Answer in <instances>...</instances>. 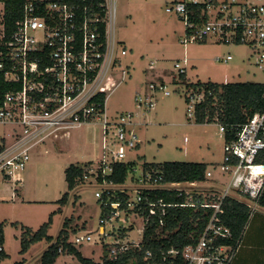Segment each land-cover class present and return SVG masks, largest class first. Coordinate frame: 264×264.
Wrapping results in <instances>:
<instances>
[{
	"label": "built area",
	"instance_id": "2783aa9c",
	"mask_svg": "<svg viewBox=\"0 0 264 264\" xmlns=\"http://www.w3.org/2000/svg\"><path fill=\"white\" fill-rule=\"evenodd\" d=\"M112 1L114 5L110 8L107 0L101 4L104 7L101 15L100 11L93 10L90 0H28L13 31H8L3 22V4L0 3V80L2 78L7 86L0 94V122L12 127L8 137L0 142V175L4 180L14 185L21 184L32 149L94 120L101 122L102 136L98 148L92 149L97 153L94 160L98 164L94 167L92 160L88 172L96 179L101 174L104 177L101 184L109 183L105 176L112 172V163L128 162V152L142 141L131 111L121 113L114 120H109L106 112L108 93L120 82L113 75L116 63L121 62L115 54L120 42L115 35L110 37L109 27L115 26V0ZM190 3H207L208 19L203 23L191 21ZM166 10L179 14L185 22L186 31L180 38L182 44L205 42L210 36H214L217 42L246 44L251 50L249 59L264 74V0H175ZM101 22L106 24L104 51V43L99 40ZM121 54L125 55L126 50L122 49ZM232 59L231 54L217 58L221 62ZM187 63V57L183 62L175 63L177 74L186 73ZM151 67H154L153 61ZM150 88L164 90L166 85L151 83ZM99 93L106 94L102 106L94 101ZM164 93L170 94L168 90ZM144 96H136L137 105L145 102L149 107L153 106L154 94L145 93ZM203 98V93L190 92L191 115L195 104ZM220 130L224 134L225 126L220 124ZM262 150L264 108L240 126L234 137L224 141L221 170L228 173L230 179L220 194L206 198L176 187L178 194L186 192V200L184 203H168L163 198H154L152 192L179 182L162 183L163 172L160 169L141 167L135 177L133 195L126 188H105L95 192L101 202L100 207L107 208L105 213L101 212L98 238L93 232L77 233L72 242L82 245L99 241L109 258L119 259L130 250L141 249L147 225L154 218L163 225L169 206H201L212 208L213 212L198 239L186 245L181 253L171 250V262L148 264H183L176 260L178 254H181L184 264H232L242 237L235 238L232 229L222 221L224 204L232 196V191H239L250 199L249 207L257 205L264 192V162L256 160ZM137 167H134V173ZM207 175L211 176V171ZM85 177L88 178L87 175ZM115 192L128 194V198L124 202L110 201L111 194ZM130 217L142 218L139 241L128 239L135 220L127 226L123 224ZM117 222L121 224L116 225ZM130 226L133 228L129 229ZM124 228L127 230L121 235ZM109 237L110 240L107 239ZM3 248L0 245V250ZM152 256L149 250L145 258Z\"/></svg>",
	"mask_w": 264,
	"mask_h": 264
},
{
	"label": "rangeland",
	"instance_id": "374dc122",
	"mask_svg": "<svg viewBox=\"0 0 264 264\" xmlns=\"http://www.w3.org/2000/svg\"><path fill=\"white\" fill-rule=\"evenodd\" d=\"M111 1L107 0L109 8L114 5ZM174 1L115 0V26L109 27V30L110 37L115 35L120 42L115 54L121 63H116L113 70L114 77L120 82L108 93L106 112L109 120L117 119L126 111L134 114L136 131L142 141L138 145L140 148L137 146L128 152V160L136 161L137 164L175 160L208 162L213 172L208 180L182 182L169 187H181L193 193L204 192L206 198H209L212 194H220L230 179V175L221 170L224 134L218 123H197L194 120L189 112L190 101L186 98L191 91H187L183 84L173 82L178 73L175 63L183 62V58L187 57L188 77L191 81L264 82V74L249 59L251 50L246 44L217 42L214 36L205 42L182 44L180 38L186 31L185 22L179 14L166 10ZM122 49L126 50L125 55L121 54ZM228 54L233 56L229 62L217 60L219 56ZM152 61L154 67L150 68ZM151 83L165 84L164 90L170 94H165L163 89L152 90ZM145 93L154 94L153 106L149 107L145 102L141 106L137 105L136 96L139 94L145 97ZM101 127V122L94 120L72 128L69 134L61 136L57 141L49 139L32 149L21 184L24 202L6 203L0 200V223L4 222V245L8 253L7 257L0 259V264H40L43 252L59 238L63 230L68 232V241H72L77 233L93 232L95 238H98L102 209L95 192L105 188H126L131 195L134 194L135 177L141 170L139 165L135 173L132 171L128 175L125 184H101L96 176H89L84 183L68 190L65 168L71 163L96 160L97 153H93L92 149L98 148L97 145L101 143ZM11 131L10 125L0 122V142ZM95 160L94 167L98 164ZM8 187L15 188L14 184L7 179L3 180L0 175L1 195L10 193ZM67 191L70 192L69 200L62 205L58 200ZM231 193L249 200L239 191ZM50 215H53V222L49 233L53 240L37 241L26 253H22L23 227L37 230L49 221ZM131 220H135V227L128 239L139 241L142 218L130 217L123 225H129ZM14 222L18 224L17 227L12 225ZM107 239L110 240V237ZM102 245L98 241L76 246L85 257L100 262L104 253ZM54 264L83 263L74 255L63 253Z\"/></svg>",
	"mask_w": 264,
	"mask_h": 264
},
{
	"label": "trees",
	"instance_id": "16d2710c",
	"mask_svg": "<svg viewBox=\"0 0 264 264\" xmlns=\"http://www.w3.org/2000/svg\"><path fill=\"white\" fill-rule=\"evenodd\" d=\"M28 0H0L3 4V22L8 31H13L16 22L22 18L24 6ZM50 0H45L48 2ZM92 1L93 10H98L101 15L104 14V7L101 4L106 0H90ZM207 3H197L188 5L190 12V20L198 23H203L208 19L206 12ZM182 18V16H180ZM183 19V18H182ZM99 40L104 43L102 50L106 49V24H100ZM183 84L187 91L192 93H203L204 98L195 104L193 117L197 123H218L225 126L224 139L230 140L236 135L240 126L247 123L255 112L264 108V83L252 81H237V82H222L213 81H190L186 73L177 74L173 82ZM4 82V81H3ZM0 80V94L7 89V86ZM189 102V96L186 97ZM106 99L105 93H99L95 96L94 101L104 105ZM257 161L264 162V150H262L256 158ZM93 161L88 160L84 163H71L65 168V178L68 183V190L75 189L79 184L84 183L91 176L88 172ZM135 161L115 162L112 163V172L106 174L105 179L112 184H124L128 175L136 167ZM144 169L157 168L163 172L162 183L171 182H196L206 181L210 178L207 175L209 171V163L203 161H165L161 163H149L144 161L142 164ZM103 176H98V182H103ZM67 191L58 201L65 205L70 196ZM154 198H163L168 203H184L186 200V192L178 194L176 188H157L152 192ZM128 194L115 192L110 196V201H125ZM106 199V198H105ZM260 204H264V193L260 198ZM109 208V206H108ZM102 214L107 211V208L101 207ZM61 211V208L58 209ZM213 212L212 208L201 206H181L172 205L167 208V213L164 216V224L160 225L157 219H153L147 225L141 249H134L124 253L119 259H111L107 254L106 248L102 260L96 262L88 257H85L80 249L72 242L68 241V232L63 230L59 238L53 242L42 254L40 264H54L57 259L63 254L74 255L83 264H148L153 262H171L173 256L171 250H176L179 253L183 248L195 242L202 231L204 230L209 218ZM250 207L236 198L230 196L224 204V213L222 221L229 226L235 238H241L245 226L250 216ZM53 215H50L48 222L43 223L37 230L23 227L21 236V252L26 253L31 245L40 240L52 241L53 236L49 233ZM14 226L18 224L12 223ZM130 226L129 229H132ZM127 229H123L121 235H124ZM4 222L0 223V245L4 244ZM61 250V251H60ZM152 251L153 256L145 258L147 251ZM8 256L5 249L0 250V259ZM175 259V258H174ZM176 260L180 263L182 260L181 254H178Z\"/></svg>",
	"mask_w": 264,
	"mask_h": 264
},
{
	"label": "crops",
	"instance_id": "0c3cea01",
	"mask_svg": "<svg viewBox=\"0 0 264 264\" xmlns=\"http://www.w3.org/2000/svg\"><path fill=\"white\" fill-rule=\"evenodd\" d=\"M188 63H189V60H188ZM188 63H187V68H188ZM150 68H152L151 64H150ZM186 75H187V78L190 79L188 77V70L186 71ZM192 81H196V80H192ZM237 81H243V80H237ZM237 81L233 80L232 82H237ZM57 140L58 139H56V141ZM223 160H224V158H223ZM129 161H131V159H129ZM142 164H137L136 166L139 165V168H141V167H143ZM209 171H211L210 166H209ZM212 176H213V172L211 171L210 177H212ZM196 182H203V181H196ZM186 183H195V182H186ZM21 184L14 185L15 186L14 189L8 187V190L10 193H7L6 195H1V193H0V200L5 201L6 203H16L18 201L24 202L25 199H23V197H22V186H21ZM169 186H171V185H169ZM161 188H167V187H161ZM167 189H172V188H167ZM6 191H7V189H6ZM186 191H188V190H186ZM0 192L3 193V191H0ZM190 193H193V192H190ZM194 194H200L201 197H207L204 192H197ZM245 196H246V198L248 197L247 195H245ZM262 196H263V194H262ZM232 197L236 198L237 200H239L241 202L246 203L249 206L250 199L248 201H246L245 199H241L239 196H237L235 194H232ZM259 201H260V199H259ZM259 201L254 208L250 207L251 213H250L248 222H247L245 229H244V232H243L242 244H241L240 249H239L236 257L234 258V261L232 264H264V204H260ZM3 247L5 249L4 244H3Z\"/></svg>",
	"mask_w": 264,
	"mask_h": 264
}]
</instances>
